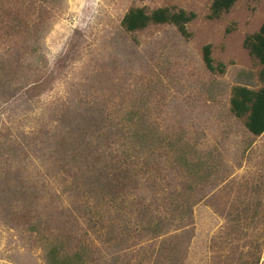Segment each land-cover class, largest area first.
Masks as SVG:
<instances>
[{"label": "rangeland", "instance_id": "374dc122", "mask_svg": "<svg viewBox=\"0 0 264 264\" xmlns=\"http://www.w3.org/2000/svg\"><path fill=\"white\" fill-rule=\"evenodd\" d=\"M212 1L0 0V85H6L0 89V165L5 169L0 175V264H45L39 238L30 232L37 213L44 220L68 222L67 230L78 237L87 233L102 247V259L91 264H130L139 248L159 242L143 231L157 208L170 214L181 204L180 199L163 202L171 191H181L187 206L195 205L183 264H254L259 257L264 264V208L255 209L264 203L259 192L264 193V136L254 139L229 111L235 86H261L262 66L244 42L260 31L264 0L239 2L217 19L210 18ZM134 8L184 10L197 18L187 27L189 38L171 25L129 34L121 23ZM8 9L14 14L5 15ZM42 25L41 50L34 53L26 31ZM207 45L224 73L206 68ZM26 62L31 64L29 89L28 82L19 83V67ZM130 111L142 114L148 128L182 138L189 167L171 164L159 152L150 157L151 168L161 165L160 179L142 182L128 196L131 220L114 216L117 231L107 232L118 241L108 246L95 234L100 230L94 231L95 218L81 220L66 208L65 197L57 194L63 187L53 181L48 163L55 164L64 154L63 143L68 146L77 135L108 133L100 119L119 120ZM22 180H29L27 187L37 182L36 196L23 193ZM50 190L56 194L48 195Z\"/></svg>", "mask_w": 264, "mask_h": 264}, {"label": "trees", "instance_id": "16d2710c", "mask_svg": "<svg viewBox=\"0 0 264 264\" xmlns=\"http://www.w3.org/2000/svg\"><path fill=\"white\" fill-rule=\"evenodd\" d=\"M242 1L249 0H213L210 18H220ZM12 9L5 11V15L14 14ZM196 18L195 13H187L184 10L160 8L148 12L145 8H134L126 13L121 25L129 34L144 31L152 25H171L183 37L189 38L187 27ZM44 27L46 31V26L43 25L41 30L35 28L31 31L29 28L26 31L27 43L34 53H40V40H42V34L44 35ZM20 28L22 29L21 22L15 26L16 35ZM6 35H10L9 31ZM244 48L262 66L258 76L261 86L257 88L248 85L235 86L232 89L229 111L237 120L243 121L247 132L257 139L264 135V22L257 34L246 38ZM203 61L211 73H224L223 65H214L210 45L203 48ZM30 66L31 64L26 62L24 68L19 67L22 70L19 83L28 82L27 89H29L30 82L28 76ZM5 86L1 84L0 89H4ZM100 121L102 126H107L108 133L89 136L83 132L77 135L68 146H64L63 143L64 154L54 159L55 164H48L53 166L50 172L53 181L63 187L62 194H57L61 198L65 197L66 208L68 206L73 208L81 220L85 217L87 220L95 218L94 231L97 226L100 227L99 232L95 234L96 236L101 235L98 240L102 244L108 242L109 246L113 241H118V238L108 236L107 232V229L117 231L113 221L114 216L119 219L125 218V222L131 220L130 215L133 210L130 209L131 206L128 208L126 205L128 196L131 193L135 195L142 182L148 184L154 181L153 183L156 184L160 179L161 165L155 163L151 168L150 157L159 152L165 155L169 163H174L181 168L189 167V158L188 152L183 149L187 147V144L182 138L174 139L158 133L155 128H148V120L142 114L130 111L119 120L108 117ZM110 129L116 130V133H109ZM194 153H196L195 150ZM200 164L201 162L199 166ZM193 167L196 166L193 165ZM21 171L23 169L20 168V174ZM2 173H5V169L0 165V175ZM151 179L153 180L150 181ZM21 182L24 194H31L33 197L37 195V182L31 187L25 186L29 180ZM158 189L159 187L155 193ZM47 194L56 193L50 190ZM81 199H83L82 204L78 202ZM161 199L169 205L175 204L179 199L182 202L180 205L176 204V212L170 214H162L158 211L159 207L157 208L156 215L152 217L154 219L147 221L143 231L145 230L144 235L151 241L159 242L153 248L152 245L148 248L146 246L139 248L134 255L129 257L130 264H183L190 242L187 230L193 222L192 210L195 205L191 203V206H187L186 198L181 191L177 194L171 191ZM131 201L135 203V200ZM26 207L32 206L26 204L24 208ZM32 210L34 209L30 208L29 211ZM51 217L55 218L54 215ZM34 219L36 221L30 232L35 233L39 238V243L45 253V264H91L102 259V247L96 245L87 233L78 237L74 229L67 230L68 222H57L51 220L50 217L44 220L38 213ZM102 237L104 239H101ZM260 261L259 257L254 264H260ZM123 264L129 263L123 262Z\"/></svg>", "mask_w": 264, "mask_h": 264}, {"label": "crops", "instance_id": "0c3cea01", "mask_svg": "<svg viewBox=\"0 0 264 264\" xmlns=\"http://www.w3.org/2000/svg\"><path fill=\"white\" fill-rule=\"evenodd\" d=\"M264 135H262L261 137H259V138H262ZM260 192V197L262 196V195H264V193H263V191H259ZM258 199V198H257ZM256 199V200H257ZM263 199H258L257 201H262ZM260 204V205H259ZM256 207H255V209H257V210H260V209H263L264 208V203H259Z\"/></svg>", "mask_w": 264, "mask_h": 264}]
</instances>
